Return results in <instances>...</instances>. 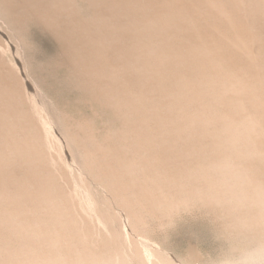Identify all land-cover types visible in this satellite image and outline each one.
Instances as JSON below:
<instances>
[{
  "label": "bare ground",
  "instance_id": "6f19581e",
  "mask_svg": "<svg viewBox=\"0 0 264 264\" xmlns=\"http://www.w3.org/2000/svg\"><path fill=\"white\" fill-rule=\"evenodd\" d=\"M2 2L47 30L79 87L119 120L117 135L107 132L115 141L104 147L102 175L92 168L100 149L91 144L83 156L93 160L84 172L106 192L103 202L119 204L136 231L146 216L203 210L245 241L236 261L264 264V0ZM3 69L0 62V264H153L133 241L125 251L108 211L99 222L111 239L95 234L98 214L70 201L62 167L61 179L51 174L44 129L24 110L17 76ZM78 134L67 136L73 145ZM18 168L30 176L18 179Z\"/></svg>",
  "mask_w": 264,
  "mask_h": 264
},
{
  "label": "rangeland",
  "instance_id": "374dc122",
  "mask_svg": "<svg viewBox=\"0 0 264 264\" xmlns=\"http://www.w3.org/2000/svg\"><path fill=\"white\" fill-rule=\"evenodd\" d=\"M3 4L4 3L3 2L1 3V0H0V10H1L0 11V62H1V66L4 68L3 70H7V71L11 70L13 73L11 75L13 77H16V76L18 77V78L16 77L15 80H17V83L20 86L22 92L25 93L23 94L26 100L25 102L26 104L24 105V110L28 108L26 111L28 110L31 111L30 112L31 114L30 113L28 114L32 115V117L35 119H32V117L31 119L33 121L35 120V122L40 125V131L44 129L42 131V135L44 134L45 137H43L44 135L43 136L41 135L43 138L41 139H42V143L44 147L43 149L44 150L46 149V150L45 151L43 150V152L48 153L47 155H49L48 156L49 159L51 157V153H53V155L55 154L54 157L56 158L54 159H57V162L56 160L54 161L53 156H52V158L49 160L47 158V155L44 154V156H46L47 158V163H45L46 166L49 165L48 169L50 168L52 169L51 170L52 173L49 170L50 173L51 174L54 173L57 176L59 175L58 177L59 179H61V176H65V179L67 178L66 181H64V179H61L65 182L64 184V182L62 181L64 185L60 182V180H57L58 178H56V180L57 182H59V184L61 183L62 186L67 190V192L65 190V193H68L67 195L68 197L70 196L69 198L71 197L73 198V199L71 198L70 201L73 200V203L75 202L74 204L77 206L76 208H78L80 212L90 217H93L94 215L98 214L96 215V218L95 216L92 218L93 219L92 225L96 224V226L94 225V227L91 225L93 227V231L95 232V234L99 233L100 235V232L103 231L106 234V238L111 239L109 229L102 226V224L99 222V219H101V215L105 216L104 212L106 211L105 212L106 215L109 212L110 214H112V216L114 215L117 217V219H119L118 223L120 224H118L117 222H114L113 226L115 227L114 230L116 229L119 234L122 231L118 230L119 228L118 226H121L120 229L123 230L122 233L124 234L123 236L124 239L122 240L121 234H120L121 236H117V239L118 237L119 239L121 237L120 240H122L124 244L122 243V241H120L119 239L118 240L120 241V244L122 243L123 245L122 247L125 248V251H128L126 250L128 249V247L129 249L132 248L133 247L132 243L134 242V245L136 244L135 248H137L138 246V248L142 249L144 258L150 257L148 259L149 260L148 263L150 261L151 262L154 261L153 264H156V263L158 264H174V263L175 264H180V263L190 264L191 262H192L191 264H212V263L213 264H227L229 262L230 264L232 262H234L232 264H236L238 262L236 261V259H239L241 255L240 254V252L242 251L241 249L245 248L244 251L248 249L247 246L245 245L246 244L245 241L241 238L240 240L242 241H239L238 240L239 237L237 238L236 236L232 234L230 235V233L227 234V232H225L222 228H220L219 223L216 222L217 220L212 221L213 217L209 216L207 212L204 213L203 210H200V209H199L200 211L193 210L194 212L186 211L185 213H183L184 211L183 212L181 211L182 213L177 212L172 217H170V219L158 218L159 216L158 217L156 216L155 218H153L154 216L153 217L151 216V219H149L150 216H146L147 218H144L146 220L143 221V224L147 227H144V225L142 224L140 225L139 229L137 228V231H136L135 226H132L134 223V219H132L133 223L132 221H128L129 219H127V217H125L121 213L120 209L117 208L119 204H117L116 206V204L107 201L108 199L107 194L102 188L99 187L100 185L97 186L96 184L93 183V181L87 178V173L86 171L84 172V170H86L85 167H87L86 166L87 161L91 158H89L90 156H87V157H83V156L84 154L85 156L86 154L87 155L91 154L92 149L96 151L99 148L100 150L96 151V155L93 159V160L97 159V161L94 162L92 159L91 161H93L92 168L95 167L94 169H96L95 172L100 173L102 175V172H104V170L106 169V168L104 169V166L106 164L108 165L109 163V161H107L108 160L107 156L106 157L104 156L105 154L103 150H104V147H106L107 145H112L114 143L115 138L113 137L117 135V132L120 131L119 120L113 114V112H111V110L107 108V106H105L102 102L101 103L103 105H101L100 102L94 101L95 99L92 96H89L90 93L88 91H86L82 86L81 88L79 87V84H78L79 82L75 81L74 79L75 77H74V74L72 73V70L69 68V66H66V64L63 63L64 61L61 55V49H60L59 44L57 43V41H55V39L49 33H47V30L42 28L38 23H36L32 19L31 16H30L31 18H28L29 15L27 14L26 16H24L25 12L23 11L14 10V14L16 13V15L14 14L13 15L16 17L15 18L12 17L13 15H10L8 12H6V9H3L4 8ZM18 17H20V19ZM60 64H64L69 69L66 68L64 65H60ZM11 85L12 84L10 83V86ZM82 89H84L86 92ZM64 115L66 116V118ZM61 118L64 119V122H63V119ZM58 125H59V128H58ZM77 125L78 126L81 125L84 127L86 126L85 128H86L87 133L86 131H84L85 130L84 127L78 128ZM79 129L82 131V132L80 131L81 132L80 134H78ZM118 129L119 131H116ZM108 131L114 135L113 137L111 136L112 138L109 137L111 134L109 135V133H107ZM90 132L91 133L93 132V133L91 134ZM71 133L73 135L78 134L77 143L74 145L71 143L72 141L68 140L69 139L68 135ZM105 135H106V138L110 139V140L107 139L109 141V142L107 141L108 143H105L106 142ZM90 140H93V142H91ZM111 140H112V144H109ZM66 142H68L69 144H67ZM91 144L93 147L92 149H91ZM93 145H95V149ZM79 146L82 148V151L80 150L81 148ZM76 147L78 148L76 149ZM89 148L91 150H89ZM99 151H101L102 153L100 152L101 153L100 154ZM97 154H98V157L100 158L97 157ZM84 158H85V161H84ZM46 166L44 165V168ZM96 167H98V169ZM19 168L17 170L15 169L16 171L14 170V176L17 177L18 179L21 178V175L24 176L28 174V171H26L24 168L22 169H24L25 171H22V169L20 171ZM60 168H61V171H59ZM81 168L83 169V171ZM57 170L61 173L63 172L64 175L60 176L59 172L57 173ZM23 173H27V174H23ZM27 176L29 177L30 175L28 174ZM24 179L26 180L27 177ZM85 180H87L88 182L90 181L89 183H86V184H89L90 187L88 189L90 190H86L82 188L83 185H85V183L83 184V182H87ZM21 182H22V179H21ZM66 187H68L69 189ZM64 188H62L63 191H64ZM106 197L107 199L105 202L108 204L103 202ZM91 199L94 200L95 202L94 201L92 202ZM96 202H99V204ZM101 202L105 204H102ZM110 203L113 205H110ZM95 204L96 206H94ZM108 205H110V209L113 212L109 209ZM109 213H108V216H110ZM134 213L136 215L130 214V216L132 217L137 216L138 214L137 211L134 210ZM204 214H207L209 217L207 215L205 216ZM94 219L96 221L95 223H94ZM99 229H101L102 231L100 230L99 232L98 231ZM221 231H224V232H221ZM136 233H138L140 236L137 235ZM105 234H103V236ZM130 239H131L130 241L131 244H129L130 242L128 241ZM127 244L128 246H126ZM127 256L125 255V257L128 259ZM190 257H192L191 260H190ZM167 259L168 261H166ZM156 260H159V262L158 261L156 262ZM225 261H227V263ZM128 263L132 264L131 262H128Z\"/></svg>",
  "mask_w": 264,
  "mask_h": 264
}]
</instances>
